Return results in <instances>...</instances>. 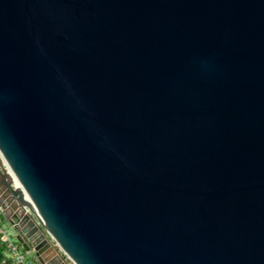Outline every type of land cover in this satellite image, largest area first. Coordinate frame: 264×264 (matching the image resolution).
Listing matches in <instances>:
<instances>
[{"label": "water", "instance_id": "water-1", "mask_svg": "<svg viewBox=\"0 0 264 264\" xmlns=\"http://www.w3.org/2000/svg\"><path fill=\"white\" fill-rule=\"evenodd\" d=\"M0 153L40 264H264V0H0Z\"/></svg>", "mask_w": 264, "mask_h": 264}, {"label": "rangeland", "instance_id": "rangeland-1", "mask_svg": "<svg viewBox=\"0 0 264 264\" xmlns=\"http://www.w3.org/2000/svg\"><path fill=\"white\" fill-rule=\"evenodd\" d=\"M25 209L38 221L40 220L38 215L33 211L31 207L25 206ZM23 214L24 213L21 211L19 202L15 198H13L11 194H9L6 186L0 183V227L8 231L15 241H18L17 237L20 238V241L24 240V235H19V232L22 230V226L19 224V215ZM2 216L5 218L4 220H1ZM53 243L55 244L54 241ZM24 252L26 253L28 259H33L30 253H27L26 251ZM52 252L54 256H59L60 260L57 261L58 264H75L62 250H59V254H57L53 250Z\"/></svg>", "mask_w": 264, "mask_h": 264}, {"label": "built area", "instance_id": "built-area-1", "mask_svg": "<svg viewBox=\"0 0 264 264\" xmlns=\"http://www.w3.org/2000/svg\"><path fill=\"white\" fill-rule=\"evenodd\" d=\"M2 154L0 153V161L3 168L7 172V167L2 160ZM4 159V158H3ZM7 164V163H6ZM8 165V164H7ZM8 173V172H7ZM12 185L15 189H18L13 181ZM0 240L5 247V256L6 258L2 261L3 264H7V261L10 260L11 264H36L35 259H28L26 253L22 250V247L18 244V241H15L11 234L0 227ZM69 258V257H68ZM70 259V258H69Z\"/></svg>", "mask_w": 264, "mask_h": 264}, {"label": "bare ground", "instance_id": "bare-ground-1", "mask_svg": "<svg viewBox=\"0 0 264 264\" xmlns=\"http://www.w3.org/2000/svg\"><path fill=\"white\" fill-rule=\"evenodd\" d=\"M2 160L4 162V164L6 165L7 167V172H8V175H9V178L11 181H13L14 185L22 191V194H23V201H24V205H27L29 207H31L33 209V211L40 217L39 219L41 220V223L44 224V220L41 218L38 210L36 209L34 203L32 202L31 198L28 196V194L25 192L23 186L21 185V183L19 182V180L16 178L15 174L13 173V171L11 170V168L9 167V165L6 164V161L5 159H3L2 157ZM24 208V206H22ZM22 211V209H21ZM56 261H59L60 258L59 256H55L54 258Z\"/></svg>", "mask_w": 264, "mask_h": 264}, {"label": "trees", "instance_id": "trees-1", "mask_svg": "<svg viewBox=\"0 0 264 264\" xmlns=\"http://www.w3.org/2000/svg\"><path fill=\"white\" fill-rule=\"evenodd\" d=\"M4 219H5V218L2 216V217H1V220H4ZM18 244L21 246L20 243H18ZM21 247H22V246H21ZM22 250L25 251L23 248H22ZM5 258H6V256H5V247H4V244H3V243L1 242V240H0V264H3L2 261H3ZM7 264H11L10 260L7 261ZM36 264H38L37 261H36Z\"/></svg>", "mask_w": 264, "mask_h": 264}, {"label": "crops", "instance_id": "crops-1", "mask_svg": "<svg viewBox=\"0 0 264 264\" xmlns=\"http://www.w3.org/2000/svg\"><path fill=\"white\" fill-rule=\"evenodd\" d=\"M30 254H31L32 258L35 259L38 264H40L38 257H36L34 253H30ZM50 255H52L55 258L51 249H49L48 252L47 251L45 252V257H49Z\"/></svg>", "mask_w": 264, "mask_h": 264}]
</instances>
